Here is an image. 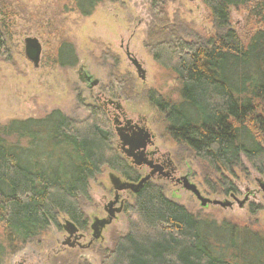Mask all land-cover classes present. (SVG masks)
Here are the masks:
<instances>
[{
	"label": "trees",
	"instance_id": "obj_1",
	"mask_svg": "<svg viewBox=\"0 0 264 264\" xmlns=\"http://www.w3.org/2000/svg\"><path fill=\"white\" fill-rule=\"evenodd\" d=\"M114 1L68 0L82 17ZM200 1L209 14L211 36L184 35L169 20L165 2L151 1L145 48L173 76L178 97L173 101L149 91L147 100L163 116L169 140L227 185L224 175H232L242 158L257 173L264 171V0ZM240 9L246 19L238 31L230 12ZM0 57L10 60L1 21ZM75 62L73 48L62 43L56 65ZM125 84L111 74L110 87ZM87 112L82 121L54 111L0 126V264L50 226L58 227L59 217L85 229L81 203L103 168L139 182L138 172L113 148L106 114L95 107ZM132 201L124 209L125 235L100 252V264H264V232L195 217L148 182Z\"/></svg>",
	"mask_w": 264,
	"mask_h": 264
},
{
	"label": "rangeland",
	"instance_id": "obj_2",
	"mask_svg": "<svg viewBox=\"0 0 264 264\" xmlns=\"http://www.w3.org/2000/svg\"><path fill=\"white\" fill-rule=\"evenodd\" d=\"M151 1L106 2L97 6L92 15L82 17L68 0H0V12L3 13L0 21L10 54L9 61L0 57V126L11 120L42 118L54 111L82 121L89 116L87 106L103 111L95 101L98 93L115 96L127 115L146 119L147 128L155 136V147L170 155L176 167V177L187 178L203 198L232 202L228 195L233 194L242 200L247 189L258 190L254 180H264V171L257 173L242 158L241 165L232 169V175H224L228 184L223 185L204 163L169 140L163 116L147 100L149 91L173 101L178 97V84L173 76L159 68L145 48L151 24ZM163 1L169 20L176 22L184 35L213 34L209 14L200 0ZM245 19V10H231L230 20L236 30H243ZM28 37L37 39L41 45L37 69L24 56L23 40ZM62 43L69 44L74 50L76 62L73 67H59L55 63L57 48ZM126 48L142 65L145 72L143 81L137 77L125 56ZM113 72L126 84L110 87ZM84 76L91 77L89 85L93 80L97 85L88 90ZM107 120L113 132L115 149L113 120L108 116ZM109 172L103 168L100 175L89 182L88 199L81 203L89 225L94 217H104L102 208L111 199ZM144 172L142 169L138 174L143 176ZM150 183L160 187L167 199L195 217L212 219L217 223L232 222L264 232V192L259 191L255 197L249 195L248 203L242 208L232 203L231 208L223 209L201 205L190 192L167 180H151ZM226 187L232 191L223 193ZM128 203L132 205L133 201ZM126 221L123 212L101 231V237L89 248L70 249L60 245L64 234L61 231L63 217H59L58 227L50 226L31 244L7 255L2 264H100V252L110 250L112 240L125 235ZM90 239L91 232L87 230L82 244L86 245Z\"/></svg>",
	"mask_w": 264,
	"mask_h": 264
},
{
	"label": "flooded vegetation",
	"instance_id": "obj_3",
	"mask_svg": "<svg viewBox=\"0 0 264 264\" xmlns=\"http://www.w3.org/2000/svg\"><path fill=\"white\" fill-rule=\"evenodd\" d=\"M127 49V48H126ZM126 51V50H125ZM84 79L87 81V88L89 90V78L84 76ZM95 101L100 105L105 112L106 116L112 118L113 120V128L116 136L115 140V149L118 153V155L122 158L123 161H125L134 171L140 172L142 169H145V174L143 176L139 175L140 179L143 177L150 175V173L153 171V166L158 167L161 169L160 172H154L153 175L150 177V179L147 181L148 183L151 182V180H167L169 182H172L174 185H179L177 183L178 180H180L182 177H176V167L173 164V161L170 158V155L168 153H162L160 152L156 147H155V136L150 132V130L146 126V119L145 118H139V119H134L133 117H130L129 115L126 114V112L123 110L121 101L117 97H112L108 95H104L103 93H98L95 97ZM89 107V106H87ZM140 130H144L150 134L152 137L151 143L146 144V147L144 149V161L146 163H150V166L152 168H149L148 166L144 165L141 167H136L131 164V160L127 159L122 151V145L121 142L119 141L117 137V132L119 133L120 136L124 138H130L132 136H137ZM113 172H109L108 175ZM114 175L119 178L123 182H129L122 176H120L117 173H114ZM262 179H255V184L257 185L256 181ZM109 181V177H108ZM146 182V183H147ZM110 184V182H109ZM111 191H112V196L109 201H107L103 208L102 211L104 213V217L98 218L94 217L92 219L91 224L89 225L88 221H86V227L85 229L77 227L75 224H73V227L76 230L70 229L69 227L68 230H72V234L69 236L63 229V226L65 225L64 222L67 221L65 218H63V225H61V231L64 234L62 237V241L60 243L62 248H70V249H83V248H89L92 243L88 240V243L86 245L82 244L83 241L86 239V231H90L92 234L91 227L93 226L94 223L100 222L102 220H109L111 219V222L108 224L110 225L115 219L116 216L119 214H122L124 212V209L126 206L129 205V200H132L131 198L135 193H132L130 191H122V192H116L113 190V187L110 185ZM258 187V186H257ZM258 190H252L249 191L248 189L246 190V194L244 195L247 196V201L243 204V206L248 203V198L249 195L253 194V197H255L256 193H259ZM243 197V199H244ZM252 197V196H251ZM228 198L231 201H229L231 204L235 203L234 198H236L233 194H229ZM237 199V198H236ZM242 199V200H243ZM227 200V199H225ZM238 200V199H237ZM228 201V200H227ZM236 204V203H235ZM242 206V207H243ZM86 218V215H85ZM106 225V226H108ZM105 226V227H106ZM104 227V228H105ZM102 228L101 231L104 229ZM90 244V245H89Z\"/></svg>",
	"mask_w": 264,
	"mask_h": 264
},
{
	"label": "water",
	"instance_id": "obj_4",
	"mask_svg": "<svg viewBox=\"0 0 264 264\" xmlns=\"http://www.w3.org/2000/svg\"><path fill=\"white\" fill-rule=\"evenodd\" d=\"M23 52H24L25 58L32 64L33 68L37 69L39 67L40 56H41V45L39 41L31 37L25 38L23 40ZM125 56L127 57L130 64L134 67L137 77L143 81L145 72L142 68V65L130 55L127 49L125 51ZM88 78L89 80L91 79V77H88ZM96 85H97V81L93 80L91 85H89V88L95 87ZM116 132H117V137L122 145V151L125 157L131 160V164L136 167H141V166L146 165L149 168H152V166H150V163H146L143 160L144 159V149L146 147V144L151 143L152 137L150 136V134L144 130L143 131L140 130L137 136H132L129 139L128 138L126 139L120 136L118 131ZM160 171H161L160 168L153 166V171L150 173V175L143 177L142 179L139 180L138 183L123 182L119 178H117L113 173H110L108 177H109L110 185L113 187V190H115L116 192L130 191L132 193H136L142 187V185L150 179V177L153 175L154 172H160ZM177 183L184 190L194 195V197L203 206L212 205V206L221 207L223 209L228 208V207L231 208L232 206V204L227 200L218 201V200H209V199L203 198L200 195L199 191L196 189V187L190 184L187 178L185 177L178 180ZM256 183H257L258 189L261 192H264V181L257 180ZM251 196L253 197V194H251ZM234 201L239 208H242L243 204L247 201V196H245L243 200H237L236 198H234ZM110 222H111V219L107 221L102 220L100 222L94 223L93 226L91 227V230L93 232L91 234L90 242L98 240L101 237V229L104 228L106 225H108ZM64 224L65 225L63 226V229L70 236L72 234V230H68L67 227L73 230H76V229L73 227V224L70 223L69 221H65Z\"/></svg>",
	"mask_w": 264,
	"mask_h": 264
}]
</instances>
